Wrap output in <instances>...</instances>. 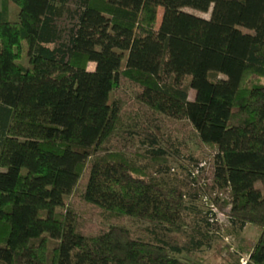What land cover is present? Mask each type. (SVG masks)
<instances>
[{"label": "trees", "instance_id": "1", "mask_svg": "<svg viewBox=\"0 0 264 264\" xmlns=\"http://www.w3.org/2000/svg\"><path fill=\"white\" fill-rule=\"evenodd\" d=\"M120 78L214 150L229 225L259 232L245 264H264V0H1L0 264H188L175 255L194 244L171 241L186 209L179 188L109 149L125 125L111 97ZM139 134L165 160L158 132ZM87 166L80 199L148 224L152 238L123 226L77 231L67 198Z\"/></svg>", "mask_w": 264, "mask_h": 264}, {"label": "rangeland", "instance_id": "2", "mask_svg": "<svg viewBox=\"0 0 264 264\" xmlns=\"http://www.w3.org/2000/svg\"><path fill=\"white\" fill-rule=\"evenodd\" d=\"M19 9L20 5H10L11 22L17 20ZM185 11L205 19L210 17V11ZM160 15L161 10L158 12V21ZM58 24L61 28L68 29L72 22L65 16ZM93 68L94 65L90 64L89 70ZM216 78L223 77L220 75ZM177 80L186 83L184 79ZM139 92L140 87L137 84L120 78L111 97L122 101L125 125L123 131L109 140L108 146L111 151L122 152L137 167L144 168L149 177L181 191L186 209L181 215L178 230L171 234V241L181 248L189 247L193 243L195 248L175 256L188 264H225L230 260L228 254L239 257L240 264L246 262L259 232L251 225L236 232L227 223L229 206L225 202L229 200L228 193L219 191L213 183L214 150L200 142L188 122L154 114L139 104L136 101ZM193 96L194 92L191 91L189 99L192 100ZM145 128L158 132V140L161 142L159 147L166 149L165 160L157 154L158 146L152 145L150 140L139 134ZM100 155L102 154H98ZM89 170L90 166H87L76 190L67 198L68 206L77 216V231L84 236H97L106 232L110 226H123L134 237L142 235L146 239L152 238L153 233L148 224L130 217H108L97 207L80 199V191L87 183ZM257 187L264 191V182L258 183ZM216 202L223 205L222 208ZM211 213L214 216L211 217Z\"/></svg>", "mask_w": 264, "mask_h": 264}, {"label": "built area", "instance_id": "3", "mask_svg": "<svg viewBox=\"0 0 264 264\" xmlns=\"http://www.w3.org/2000/svg\"><path fill=\"white\" fill-rule=\"evenodd\" d=\"M228 211H230V208H229V210ZM215 220V219H214ZM210 221H213L212 219L210 220ZM227 223H229V222H227ZM246 262H242V264H245Z\"/></svg>", "mask_w": 264, "mask_h": 264}]
</instances>
